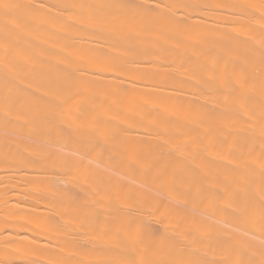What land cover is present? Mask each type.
<instances>
[{
    "label": "bare ground",
    "instance_id": "obj_1",
    "mask_svg": "<svg viewBox=\"0 0 264 264\" xmlns=\"http://www.w3.org/2000/svg\"><path fill=\"white\" fill-rule=\"evenodd\" d=\"M0 264H264V0H0Z\"/></svg>",
    "mask_w": 264,
    "mask_h": 264
}]
</instances>
